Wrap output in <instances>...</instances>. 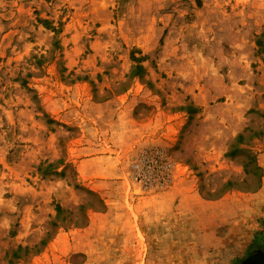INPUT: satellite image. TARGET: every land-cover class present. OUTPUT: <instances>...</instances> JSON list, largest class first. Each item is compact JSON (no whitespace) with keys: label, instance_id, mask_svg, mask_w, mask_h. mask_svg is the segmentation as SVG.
Returning a JSON list of instances; mask_svg holds the SVG:
<instances>
[{"label":"rangeland","instance_id":"1","mask_svg":"<svg viewBox=\"0 0 264 264\" xmlns=\"http://www.w3.org/2000/svg\"><path fill=\"white\" fill-rule=\"evenodd\" d=\"M262 189L264 0H0V264H239Z\"/></svg>","mask_w":264,"mask_h":264},{"label":"water","instance_id":"2","mask_svg":"<svg viewBox=\"0 0 264 264\" xmlns=\"http://www.w3.org/2000/svg\"><path fill=\"white\" fill-rule=\"evenodd\" d=\"M239 264H264V251L256 250L253 252V257L243 260Z\"/></svg>","mask_w":264,"mask_h":264},{"label":"crops","instance_id":"3","mask_svg":"<svg viewBox=\"0 0 264 264\" xmlns=\"http://www.w3.org/2000/svg\"><path fill=\"white\" fill-rule=\"evenodd\" d=\"M264 191V189H262ZM260 194V193H259Z\"/></svg>","mask_w":264,"mask_h":264}]
</instances>
